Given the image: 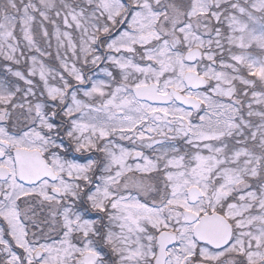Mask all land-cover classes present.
<instances>
[{"label": "snow or ice", "instance_id": "6c2138e0", "mask_svg": "<svg viewBox=\"0 0 264 264\" xmlns=\"http://www.w3.org/2000/svg\"><path fill=\"white\" fill-rule=\"evenodd\" d=\"M0 264H264V0H0Z\"/></svg>", "mask_w": 264, "mask_h": 264}]
</instances>
